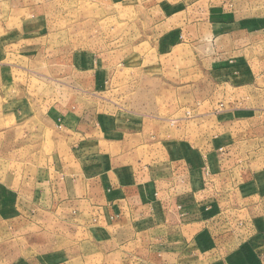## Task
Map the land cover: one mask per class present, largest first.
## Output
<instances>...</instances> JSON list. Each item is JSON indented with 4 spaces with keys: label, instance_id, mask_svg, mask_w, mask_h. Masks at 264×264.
I'll return each instance as SVG.
<instances>
[{
    "label": "rangeland",
    "instance_id": "obj_1",
    "mask_svg": "<svg viewBox=\"0 0 264 264\" xmlns=\"http://www.w3.org/2000/svg\"><path fill=\"white\" fill-rule=\"evenodd\" d=\"M80 110L89 124H139L148 110L153 126L168 129L146 138L157 151L160 139H178L166 145L173 162L197 139L203 152L228 154L236 181L257 186L249 216L261 215L264 0H0V264L30 254L8 217L46 162L39 157L74 168L86 154L138 149L142 139L127 134L90 150L65 139L63 122Z\"/></svg>",
    "mask_w": 264,
    "mask_h": 264
},
{
    "label": "crops",
    "instance_id": "obj_2",
    "mask_svg": "<svg viewBox=\"0 0 264 264\" xmlns=\"http://www.w3.org/2000/svg\"><path fill=\"white\" fill-rule=\"evenodd\" d=\"M79 112L61 128L87 150L109 135L142 141L121 156L86 154L74 168L56 156L39 157L46 162L10 206L8 222L32 243L17 264H264V213L249 216L246 202L257 186L236 181L228 154L203 152L197 139L173 162L166 145L178 139H160L157 151L158 142L146 138L168 129L163 121L153 126L148 110L139 124L129 118L89 124ZM142 148L148 153L141 157Z\"/></svg>",
    "mask_w": 264,
    "mask_h": 264
}]
</instances>
